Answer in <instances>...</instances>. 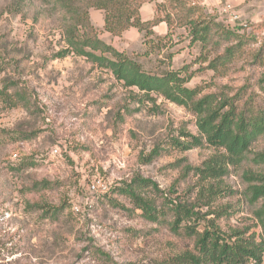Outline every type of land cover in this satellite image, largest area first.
<instances>
[{
    "label": "rangeland",
    "instance_id": "rangeland-1",
    "mask_svg": "<svg viewBox=\"0 0 264 264\" xmlns=\"http://www.w3.org/2000/svg\"><path fill=\"white\" fill-rule=\"evenodd\" d=\"M158 1L146 6L154 13ZM164 2L159 15L174 14ZM188 3L232 30L264 38V0H244L234 13L212 0ZM89 12L98 25L103 11ZM68 21L59 0H0V264H102L99 252L122 264H192L179 256L195 252L194 237L174 232L168 219H147L121 191L135 177L157 187L146 192L158 208L162 201L188 203L187 224L201 232L262 242L255 211L263 200L251 201L249 185L264 165L246 160L219 176L201 174L197 168L223 150L204 139L189 149L173 143L191 139L183 132L200 135L196 115L161 95L145 97L85 56L62 55ZM96 32L144 71L187 66L194 74L186 85L204 93L215 82L237 88L247 75L213 78L196 61L201 43L191 41L186 26H173L162 40L155 38L166 35L159 30L149 37L134 28L119 36L100 26ZM250 150L264 152V137ZM95 179L107 189L91 191ZM42 180L50 184L33 187Z\"/></svg>",
    "mask_w": 264,
    "mask_h": 264
},
{
    "label": "trees",
    "instance_id": "trees-1",
    "mask_svg": "<svg viewBox=\"0 0 264 264\" xmlns=\"http://www.w3.org/2000/svg\"><path fill=\"white\" fill-rule=\"evenodd\" d=\"M164 1L169 2L171 10H175L174 14L166 12L163 16L159 15L160 8H165ZM147 2L150 0H59L69 16L64 34L68 48L62 55L71 51L85 56L97 66L110 70L126 85L136 87L145 97L151 98V93H155L190 109L196 115L200 135L183 132L191 139L188 138L187 142L175 139L173 143L180 149H189L200 145L204 139L209 145L223 150L221 154L205 160L202 168H197L201 174L219 176L227 171L228 165H238L246 160L264 165V152L250 150L256 140L264 137V38L258 41L253 36V31L240 33L206 18L198 6L190 5L187 0H163L162 3L158 1L153 17L143 20L140 8ZM91 8L103 11V29L112 36H119L132 27L138 32L144 31V36L149 37L154 34L153 27L164 21L168 32L164 36L155 35V38L162 40L168 37L173 26H186L191 41L201 43L196 61L205 64L204 68L213 72V78H223L237 71H246L247 75L237 88L226 84L217 85L215 82L217 88L204 93L200 86L186 85L194 74L186 72L187 66L161 73L144 71L136 61L98 37L96 27L89 16ZM151 39L148 41H152ZM184 71L185 74H182ZM155 153L156 151L151 157L155 156ZM159 153L160 150L157 155ZM150 159L152 158L148 161ZM250 179L253 182L249 185L251 201L263 200L255 214L264 229V168L257 174L254 173ZM49 184L48 180H42L35 182L33 187L46 188ZM152 187L157 189L149 179L135 177L121 191L131 198L135 208L141 209L147 219H168L174 232L182 230L188 237H194L195 252L192 254L188 251L179 256L183 262H262L264 240L255 243L237 238L238 240L233 242L226 240L217 231L210 232L205 229L201 232L195 224H187L191 219L188 203L178 201L169 205L167 201H162L158 208L146 192ZM99 255L102 264H122L105 252H99Z\"/></svg>",
    "mask_w": 264,
    "mask_h": 264
},
{
    "label": "crops",
    "instance_id": "crops-1",
    "mask_svg": "<svg viewBox=\"0 0 264 264\" xmlns=\"http://www.w3.org/2000/svg\"><path fill=\"white\" fill-rule=\"evenodd\" d=\"M212 1H215L216 6H217V9H222V8L225 7V6L222 7V6L219 5V1H220V0H212ZM227 1H228V2H227L226 7H227V6H230V7L233 8L234 5L241 4L244 0H227ZM147 4H148V3H147ZM147 6H149V4H148ZM147 6H146V3H145V5L143 4V5L141 6V8H140V15H141V18H142L143 20L151 19V18L153 17V15H154V13H153V12L150 10V8H148ZM148 9L150 10V13H148ZM143 13H144V14H147V16L144 17ZM89 16H90V20H91L92 24L96 27V29H97L99 26L102 27V29H103V25H104L103 14H101V19H100V21L98 22V25H96V24L93 23V20H92V17H91V12H89ZM131 28H132V27H131ZM134 29H135V28H134ZM127 30H128V29H127ZM127 30H125V31H127ZM158 30L161 31L162 34L167 33V31H168V27H167L166 22L161 21V22H159L157 25H155V26L153 27V31H154V33H157ZM136 31H137V30H136ZM137 32H138V31H137ZM108 34H109V33H108ZM109 35H111V34H109ZM157 35H158V34H157Z\"/></svg>",
    "mask_w": 264,
    "mask_h": 264
},
{
    "label": "built area",
    "instance_id": "built-area-1",
    "mask_svg": "<svg viewBox=\"0 0 264 264\" xmlns=\"http://www.w3.org/2000/svg\"><path fill=\"white\" fill-rule=\"evenodd\" d=\"M188 1H191V2H194V0H188ZM226 11L228 12H231V13H234V10L232 7L230 6H227L225 7ZM91 191H96L98 189L102 190V191H105L107 189V185L102 183L99 179H95V180H92L90 183H89V186ZM72 208L75 210V211H79V207L75 204L72 205Z\"/></svg>",
    "mask_w": 264,
    "mask_h": 264
}]
</instances>
